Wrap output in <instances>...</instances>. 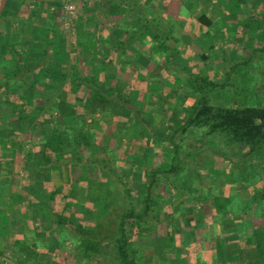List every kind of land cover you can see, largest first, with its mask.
<instances>
[{
	"label": "trees",
	"instance_id": "16d2710c",
	"mask_svg": "<svg viewBox=\"0 0 264 264\" xmlns=\"http://www.w3.org/2000/svg\"><path fill=\"white\" fill-rule=\"evenodd\" d=\"M36 1L4 0L5 4L2 3L0 7V143L6 142L5 146L7 144L14 146L17 138L27 136L24 147L29 145L32 150L34 147H40V153L29 159L25 157L24 168L27 179L22 181L18 177H13L10 170L4 173L5 179L0 181V219L6 214L10 215L11 202L6 201L11 198L13 188L26 193L30 202L42 204V198L35 191L38 189L43 192V183L37 179L38 172L32 165H36L37 161L50 165L46 152L64 155L65 159L70 158L71 163L66 165L72 169L80 166L79 162L86 154L93 160V157L96 158L97 155L108 151L106 147H101L93 135H87L90 128L88 120L95 118L97 114L105 116L108 120V117L116 115L117 111L124 110L123 105L131 104L125 92L129 87L130 71L134 66L135 69L140 66L143 57L146 56L142 49L152 43L160 46L158 47L160 52H158L163 56H174L180 53V44L176 41L179 42L181 37L176 35L177 31L185 30L190 23L214 29L216 23L212 20L210 11L218 10L221 4V2L217 4L220 0H192L197 11L192 12V7L188 9L182 6L175 9L173 14V11H170L173 6L168 5L166 0L157 4H153V0H85L87 14L77 25V27L81 25V28L77 29V47H72L66 41L67 35L62 33L64 32L62 0H54V3ZM238 1L243 0H235V3ZM246 1L251 4L250 18L252 19L254 15L264 24V0H258L259 2L244 0ZM30 2L33 6L28 12L26 5ZM181 2L186 5L185 1L181 0ZM230 6L232 8L233 3ZM96 25H98L97 33H92L91 30ZM233 25L234 23L229 25L231 29L234 28ZM109 26H112L111 29ZM247 28L249 25L245 26V29ZM255 52L264 53V48L261 51L256 49L253 53ZM200 58L207 60L204 55ZM182 73L181 70L176 71V74H179L178 78ZM151 78L154 79L153 76ZM189 78H187L186 87L195 91L191 99L194 103L185 108V114L174 129V134L166 136L163 140L170 145L167 148L169 153H172L167 155L169 161L173 164L178 155L182 154V157L193 161L196 171L203 167L200 159L205 150L202 146L189 145L190 148L180 152V146L175 145L176 137L182 135H191L190 138L193 141L211 136V143L216 149H220V146L223 154L226 156L231 154L232 158L238 162L248 158H259L264 151V109L211 106L204 97L201 98L199 92L203 90L202 84L207 87H217V85L211 82L206 85L205 78L199 80V83L197 79ZM81 110L83 113L79 114L78 111ZM136 111L135 109L134 112ZM39 120L41 124L38 127H36L37 123L34 128L31 127V123L39 122ZM137 126L142 127L139 121ZM120 129L126 128L117 127V131ZM39 130L41 133L38 137L39 142L34 144L32 136H36L34 134ZM145 131L148 133L146 129ZM121 133L124 132L121 131ZM185 152L187 155H183ZM114 157L115 155L112 159ZM220 157L226 159L218 154H213L212 159L210 158V168H207L210 174L212 172L215 174L217 170L218 162L214 158ZM102 163H106V160H102ZM172 164L170 168L155 169L145 173V192L142 193L139 208L135 205L131 189L121 186L122 181L113 179L104 172V169L95 167V170L100 173L99 183H77L79 192L73 185L72 190L75 189V193L68 194L65 201L66 209L71 208L72 204L80 206L90 201L106 206L107 210L108 207L113 210V207L117 205L122 211L119 213L117 225L112 228L108 223L98 222L94 229L78 225L71 231L72 233L69 231L63 233V238L60 233L61 241L64 243L70 240L75 245L76 251L83 250L88 262L95 259L94 254L100 253L97 252L102 244H112L110 256L111 260L115 257L114 263L144 264L135 252L137 249L130 250L136 242L135 229L143 228V224L148 223L149 216L153 215L157 218L156 215L164 213L166 206L172 205L168 200L163 209L158 207L159 203L155 207L157 197L166 191V187L175 186L170 179H173L172 177L179 171L176 165ZM244 164L246 167L241 170L244 174L240 172V177L233 174L239 169L237 167L233 168L230 174L231 177H237L239 185L245 177L259 176L249 172L247 162ZM88 167L91 168V166ZM247 182V190L253 187V191H250V198L244 199L241 206L235 205L232 195L228 197L229 199L224 198L222 201L220 199L212 205L218 217L224 219L230 215L236 223L235 228L239 235L247 237V241L243 242L240 248L237 249L235 246L227 249L229 251L226 258L229 264H264V222L262 221L264 220V192L255 188L257 182ZM82 196L84 199L81 198ZM46 197V201L49 197L50 201L55 202L57 193H49ZM14 198L17 199L11 198L12 202L16 201L17 204L24 202L21 197ZM61 203L57 202V204ZM47 205V203L44 204L46 208ZM112 210L107 212L110 216ZM55 218L57 220L54 222L59 226L61 223L57 221L62 220V217L56 214ZM255 219L262 223L253 225ZM0 225H2L1 222ZM210 227H213V224L209 225ZM107 230L110 232L105 235ZM23 232L26 237L32 234L29 225ZM13 239V236L4 234L0 230V261L10 250L11 245L17 247L19 244L25 247L22 249V255H26L28 259L47 260L46 255L35 253L36 246L33 249L25 243L26 241L15 242ZM253 253L258 255L257 260H252ZM206 254L198 251L192 260H197V264L210 262V264H217L214 260L211 261L209 256L206 257ZM22 257L20 256L19 259L22 260ZM3 261L0 264H3Z\"/></svg>",
	"mask_w": 264,
	"mask_h": 264
},
{
	"label": "rangeland",
	"instance_id": "374dc122",
	"mask_svg": "<svg viewBox=\"0 0 264 264\" xmlns=\"http://www.w3.org/2000/svg\"><path fill=\"white\" fill-rule=\"evenodd\" d=\"M166 1H168V5L173 6V10H170L173 11V14H175V9L182 6L188 9L192 7V12L197 11L192 0H182L186 5H183L181 0ZM257 1H255L256 4L259 2ZM162 2L163 0H153V4ZM2 3L5 4L4 1H0V7ZM231 3H233L232 8ZM217 4H220V8L210 11L211 18L216 23L214 29L190 23L185 30L177 31L176 35L181 37L179 42L176 41L180 44V53L174 56H163L159 54L158 47L160 46L152 43L146 45L142 49L146 56L143 57L140 66H137L136 69L135 66L133 67L128 78L129 87L125 94L129 96L128 101L130 100L131 104L123 105L124 110L117 111L116 115L108 117V120L101 114L88 120L90 128L87 135H93L101 147H106L108 151L97 155L96 158L93 157V160L89 159V155L86 154L79 162L78 168L71 169L69 165H66L71 163L70 158L65 159L64 155H55L50 152H46V157L51 162L50 165H46L43 161H37L36 165H32L33 169L38 172L36 173L39 176L37 179L43 183V192L38 189L35 191L43 202L42 204L35 203L40 208L45 207V203L48 204V209L41 208L43 211L39 215L40 221L35 226L39 232H37V236L31 234L26 237L23 231L14 227L20 218L17 211L16 213L10 212L8 217L6 215L2 220L0 219L2 224L0 230L4 234L13 236L15 242L26 241L25 243L33 249L36 246L35 253L46 255L47 260L28 259L26 255H22V249L25 247L19 244L17 247L11 245L10 250L6 252L5 257H2L0 263L4 260L3 264H118L113 262L115 257L111 260L112 244H102L97 252L100 253L94 254L95 259L88 262L83 250L76 251L75 245L70 240L64 243L61 241L64 237L63 233L68 231L72 233L71 231L78 225L94 229L97 223L101 222L102 224L108 223L112 228L116 227L117 220L120 218L119 213H122L117 205L113 207V210L109 207L107 210L106 206H100L98 202L90 201L80 206L72 204L73 207L67 210L65 201L68 194L75 193V189L79 192L76 187L77 183H99L100 173L95 170V167H100L113 179L122 181L121 186L124 185L131 189L135 205L139 208L145 188V173L150 170H164L171 167L172 162L167 156L170 154L167 149L170 145L164 143L163 140L166 136L174 134V129L177 128L185 114V108L194 103V100L191 99L195 91L186 87L188 77L193 80L197 79V83L205 78L206 85H209L210 82L217 85V87H207L202 84L203 90L199 92L201 98L204 97L211 106L264 109V53H253L256 49L261 51L264 48V36H262L264 24L254 15L252 16L253 20L250 18L251 4H248L247 1L235 3V0H220ZM232 23H234V28L231 29L229 25ZM246 25H249V28L245 29ZM74 47L76 46L74 45ZM202 55L207 60H202L200 58ZM244 63L247 64L242 66L241 64ZM178 70L183 72L180 78H178L179 74H176ZM135 109L136 113L139 111L137 115L134 112ZM78 113L82 114L83 110ZM138 121L142 127L137 126ZM36 123V127H38L41 120L31 123V127L34 128ZM117 127L126 129L117 131ZM121 131L124 133L122 134ZM34 135L37 138L40 137V130ZM190 137L191 135L176 137L175 145L180 146V152L187 150L189 145L202 146L205 150L200 159L203 167L196 171L193 161L182 157V154L174 160L172 165H176L179 173L170 180L175 186L169 185L166 187V191L162 194L159 193L161 195L157 197L155 207L159 203L158 207L163 209L168 200L172 205L166 206L164 213L157 214V218H154L153 215L149 216L148 223L143 224V228H134L137 233V235L134 234L136 242L133 247H130V250L136 248L135 252L144 264H192L195 262L197 264L198 261H193L192 258L198 254V251L207 253L206 257L209 256L211 261L214 260L217 264H229L228 258H226L227 251H229L227 249L235 246L238 249L243 242L247 241L245 235H239L235 228L236 223L231 219V216L228 215L224 219L218 217L212 205L220 199L221 201L224 198L229 199L228 197L232 195L235 205L241 206L244 199L250 198V191H253V187L247 190V181L257 182L255 188L264 192V151L257 159L248 158L238 162L232 158L231 154L227 156L223 154L220 146V149H216L211 143V136L198 141H193ZM25 138L20 136L16 141L14 140L19 151L16 153L15 150L13 152L15 154L10 157L5 156L6 161L8 158L11 160L9 168L13 177H18L22 181L27 179L24 168L25 159L40 153L39 148H33V150L30 148L29 150L24 147ZM120 138L122 139L120 140ZM140 139L141 142L138 141ZM20 147L25 148L24 153ZM139 147L143 148L142 150L145 149L144 151L149 149L148 154H145L143 158L138 155ZM18 153L20 155L16 157ZM213 154L226 157V159L214 158L218 162L217 170H215V174L214 172L210 174L207 168H210V158L212 159ZM114 155L115 157L112 159ZM183 155H187V152ZM233 159L234 161H232ZM102 160H106V163H102ZM245 162L251 170L249 172L259 176L247 177L249 179L245 177V180L243 179L239 185L237 177H231V170L235 167L239 168L233 174L240 177V172L244 174L241 170L246 167ZM88 166H91L92 169ZM0 167L1 169L5 168V173L8 172L6 166L1 165ZM4 176L3 178H5ZM0 178H2L1 174ZM73 185L75 189L72 190ZM49 193H57L55 202L50 201L49 197L47 201L45 200ZM81 198L84 199L83 196ZM57 202L62 203L57 204ZM114 203L116 204V202ZM21 206L23 207V203ZM111 210L112 215L110 216L107 212H111ZM26 211L31 212L32 210L27 207ZM54 213L62 217V220L57 221V223L59 221L61 223L59 226L54 222L57 220ZM5 219L7 222H4ZM33 219L35 218H28L29 221ZM262 221L264 222V220ZM258 222L260 221L255 219L253 225L256 226ZM211 224L213 227L209 228ZM35 227L31 228L35 230ZM109 232L107 230L105 235ZM130 232L133 233L131 230ZM60 233L62 238H59ZM245 253L247 254V252ZM20 256H23L22 260L19 259ZM203 259H205L204 256ZM254 259H258V255L255 253L252 254V260Z\"/></svg>",
	"mask_w": 264,
	"mask_h": 264
},
{
	"label": "crops",
	"instance_id": "0c3cea01",
	"mask_svg": "<svg viewBox=\"0 0 264 264\" xmlns=\"http://www.w3.org/2000/svg\"><path fill=\"white\" fill-rule=\"evenodd\" d=\"M0 1H4V0H0ZM49 1H51V2H49ZM63 2V9H62V18H63V15H64V4H65V2H66V0H62ZM36 2H41V3H54V0H37ZM77 5H78V8H79V16H78V18L75 20V24H76V32H75V34H69V33H66V31L64 30V23H63V31L64 32H62L66 37H67V43H68V45L69 46H72V47H74V45L77 47V44H76V38H77V34H78V30L77 29H79V28H81V25L79 26V27H77V25H78V23L79 22H81V20L85 17V15L87 14V12H86V1L85 0H77ZM32 3L30 2V4L29 3H27V5H26V9H29L28 10V12H30V10L32 9ZM24 9H25V7H24ZM53 11V10H52ZM111 27L112 26H109V29H111ZM97 30H98V25H96L92 30H91V32L92 33H97ZM109 33H111V31H109ZM125 128V127H124ZM131 136H132V134H130ZM35 138H37L36 136H35ZM35 138L33 137V139H32V142L34 143V144H37L38 142H39V139L37 138L36 140H35ZM138 141H140L141 142V139L140 140H138ZM134 142H137L136 140H134ZM6 142H4L3 144L2 143H0V165H3V166H6L7 167V170L9 171L10 170V168L9 167H11V162L9 163V161H11L9 158H8V160L6 161L5 160V156H8V157H10L11 155H14L13 154V152H15V150H16V153L19 151V149H18V146H16L15 144H14V146H11V145H9V144H7V146H5L4 144H5ZM132 143V142H131ZM133 145V144H132ZM26 148H29V150H30V148H31V146H25ZM21 148V150L23 151V153L25 152V148H22V147H20ZM35 148V147H34ZM140 148V147H139ZM138 148V155H139V157L140 158H143L144 156H145V154L147 155L148 154V152H149V149L148 150H146V151H144V150H142L143 148H140L139 149ZM32 149V148H31ZM36 149V148H35ZM39 150H40V147H39ZM5 151H6V153H5ZM142 151V152H141ZM148 151V152H147ZM151 151H152V149H151ZM144 152V153H143ZM131 154V153H130ZM20 154L18 153L17 155H16V157H18ZM157 156H159V154H157ZM21 157H25L24 155H21ZM147 157V156H146ZM147 159V158H146ZM145 165V164H144ZM156 170H158V169H156ZM5 171V168H3V169H1V167H0V174H1V177L2 178H0V181L2 180H4L5 178H3V176H4V172ZM18 175V174H17ZM22 178V177H21ZM14 197H21L22 198V200H24V202H23V207L21 206V204H17V202L16 201H14V202H12V200L14 199H17V198H14ZM11 198H12V200H11ZM11 198L9 199V200H7L6 202L7 203H10V212H12V213H16V211L17 212H19V220H17V222L15 223V226L14 227H18V230L19 231H23L24 230V227H26L27 225H29L30 226V228L32 227V226H36V223H39V215H40V213L42 214V212H41V208L37 205V203H32V202H30L27 198V194L26 193H24L23 191H21L20 189H18V188H13V192H12V195H11ZM27 199V201H25ZM21 199H20V201H22ZM31 203H32V206H31ZM73 205H75L76 206V204H73ZM73 205L71 206V207H73ZM25 207V208H24ZM27 207L29 208V209H31L32 211L30 212V211H26V209H27ZM7 215V217H8V214H6ZM30 217H34L35 219H33V220H31V221H29L28 220V218L30 219ZM2 218H4L3 216H2ZM2 218H1V220H2ZM1 220H0V222H1ZM4 220V219H3ZM5 222H7V221H5ZM3 223V222H2ZM17 225V226H16ZM14 230H15V228H14ZM31 230H32V234H34L35 236H37V232H39L37 229H36V227H35V230L34 229H32L31 228ZM31 240V239H30Z\"/></svg>",
	"mask_w": 264,
	"mask_h": 264
},
{
	"label": "built area",
	"instance_id": "2783aa9c",
	"mask_svg": "<svg viewBox=\"0 0 264 264\" xmlns=\"http://www.w3.org/2000/svg\"><path fill=\"white\" fill-rule=\"evenodd\" d=\"M79 16V8L77 5V0H66L64 4V30L66 33L75 34L76 24L75 20Z\"/></svg>",
	"mask_w": 264,
	"mask_h": 264
}]
</instances>
